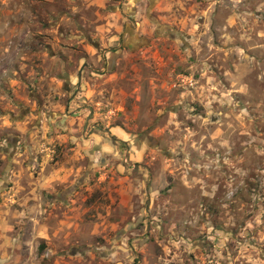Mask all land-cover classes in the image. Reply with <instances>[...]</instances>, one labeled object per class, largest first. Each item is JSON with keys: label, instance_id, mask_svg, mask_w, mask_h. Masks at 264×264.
Returning a JSON list of instances; mask_svg holds the SVG:
<instances>
[{"label": "rangeland", "instance_id": "obj_1", "mask_svg": "<svg viewBox=\"0 0 264 264\" xmlns=\"http://www.w3.org/2000/svg\"><path fill=\"white\" fill-rule=\"evenodd\" d=\"M106 1L0 0V264H264V0Z\"/></svg>", "mask_w": 264, "mask_h": 264}, {"label": "crops", "instance_id": "obj_2", "mask_svg": "<svg viewBox=\"0 0 264 264\" xmlns=\"http://www.w3.org/2000/svg\"><path fill=\"white\" fill-rule=\"evenodd\" d=\"M130 1V0H129ZM129 1L127 3H125V6L127 7L129 5L132 6V4L135 6V8L137 9L139 7V1L140 0H131L129 3ZM93 2V6L97 7V8H104L106 7V0H92ZM126 2V0H125ZM122 3V2H121ZM128 7V8H129ZM131 8V7H130ZM81 72H83V70H81ZM58 88V87H57ZM60 110V109H59ZM66 111L65 115H60L59 113H56V115H53L54 118L53 121L55 122V124L57 126H66V127H71L73 126V124L75 123L74 120L70 117H68V115L73 112L71 109V105L66 107ZM68 114V115H67ZM67 115V116H66ZM23 132L27 131V127L23 126ZM21 128V129H22ZM120 133V132H119ZM116 134V133H114ZM14 145V149L15 150H19V147L21 145V142H17L14 141L13 142ZM17 145V146H16ZM4 159L6 160V166H5V170H4V176H6L7 178L4 180H0V185L3 183H7L8 181H12V182H16V180H20V176L21 175H26L28 172L25 171L21 165H20V160L18 158L15 157H11L8 154L5 153L4 155ZM18 159V160H17ZM41 164L39 166V170H38V176L37 178H35L34 180H31V184L35 185L36 187H38L40 190L43 191H47L50 189H53V187L55 185H62L64 182L67 181V176L70 175V171H68L67 169H65L64 167H60V166H55V167H50L47 166V157H42L41 158ZM36 158L35 159H31L30 165H32L33 162H36ZM18 164V167H12L10 164ZM120 168H123V166L120 165ZM30 176L32 177V174H30ZM4 220H7V224L9 225V217L4 218ZM4 223V222H3ZM6 231L0 230V241L2 240V238H6ZM5 243H7V245L9 244V241H4ZM4 246H6L5 244H3V242H0V252H2L4 250Z\"/></svg>", "mask_w": 264, "mask_h": 264}]
</instances>
